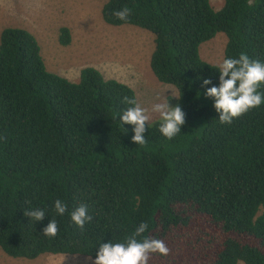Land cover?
<instances>
[{
	"label": "trees",
	"instance_id": "16d2710c",
	"mask_svg": "<svg viewBox=\"0 0 264 264\" xmlns=\"http://www.w3.org/2000/svg\"><path fill=\"white\" fill-rule=\"evenodd\" d=\"M131 9L127 21L113 13ZM102 19L154 35L150 67L176 88L185 113L168 140L161 121L147 124L144 145L120 115L135 91L93 67L72 82L47 70L36 37L9 27L0 36V248L11 258L42 255L95 260L101 243L124 242L144 222L143 236L170 253L149 264H264V104L221 124L208 87L218 66L201 45L225 34L226 58L241 52L264 63V0H105ZM61 45L71 33L60 29ZM264 92V86L260 89ZM138 101V99H137ZM68 205L60 216L55 201ZM86 204L80 229L71 212ZM40 209L36 222L25 211ZM55 238L43 235L52 220ZM143 236L139 239H143Z\"/></svg>",
	"mask_w": 264,
	"mask_h": 264
},
{
	"label": "rangeland",
	"instance_id": "374dc122",
	"mask_svg": "<svg viewBox=\"0 0 264 264\" xmlns=\"http://www.w3.org/2000/svg\"><path fill=\"white\" fill-rule=\"evenodd\" d=\"M225 0H211L220 10ZM105 0H0V36L9 27L32 33L41 48L49 72L79 82L86 67L99 70L106 79H115L131 87L140 105L149 110V124L161 121L151 108L169 100L179 105L175 87L160 83L151 71L155 50L154 35L130 25L114 27L102 19ZM71 33V43H60V29ZM227 38L219 33L201 45L204 61L218 66L225 59ZM83 256L45 254L35 260L11 258L0 248V264H94ZM244 264V263H240Z\"/></svg>",
	"mask_w": 264,
	"mask_h": 264
},
{
	"label": "clouds",
	"instance_id": "9594fccd",
	"mask_svg": "<svg viewBox=\"0 0 264 264\" xmlns=\"http://www.w3.org/2000/svg\"><path fill=\"white\" fill-rule=\"evenodd\" d=\"M121 21H127L131 15V9L124 7L113 13ZM219 87L212 84L211 79H204L203 85L207 88L206 98L214 100V108L219 114L221 124L231 125L234 119H239L249 111L259 108L264 104V92L260 89L264 86V63L251 59L249 55L241 52L238 58H226L218 65ZM123 103L130 105L120 115L119 119L124 126L132 125L134 136L132 142L137 145L147 143L145 133L150 120L149 110L142 107L135 98L125 96ZM151 112L158 114L161 120L159 131L168 140L181 133V127L185 124V113L182 107L169 106V100L156 103ZM68 211V205L57 199L55 212L63 216ZM24 215L36 222L43 221L45 212L40 209L25 211ZM93 217L89 215L86 204L76 207L71 212V220L80 229L86 222H91ZM149 225L140 223L135 231L125 238L124 242L101 243L94 264H149L153 254L168 256L170 249L162 239L143 236ZM58 234V224L52 219L43 229V235L55 238ZM143 236V239H139ZM91 259V257H90Z\"/></svg>",
	"mask_w": 264,
	"mask_h": 264
}]
</instances>
